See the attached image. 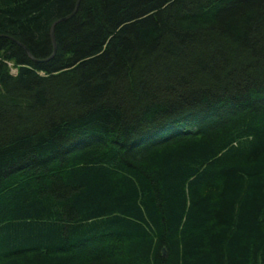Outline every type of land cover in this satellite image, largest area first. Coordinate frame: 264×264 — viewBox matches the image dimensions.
Listing matches in <instances>:
<instances>
[{"label": "trees", "instance_id": "trees-1", "mask_svg": "<svg viewBox=\"0 0 264 264\" xmlns=\"http://www.w3.org/2000/svg\"><path fill=\"white\" fill-rule=\"evenodd\" d=\"M76 1L0 0V264H264V0Z\"/></svg>", "mask_w": 264, "mask_h": 264}, {"label": "water", "instance_id": "water-1", "mask_svg": "<svg viewBox=\"0 0 264 264\" xmlns=\"http://www.w3.org/2000/svg\"><path fill=\"white\" fill-rule=\"evenodd\" d=\"M79 1H80V0H77V1H76L73 10H72L68 15H66L65 17H62L61 19H58V20L54 21V22L52 23V25L50 26V38H51L52 45H53V53H54V51H55V49H56V44H55V39H54V25H55L58 21L63 20V19H67V18H69L70 16H72V15L75 13L76 9H77V6H78ZM23 48H25V50L27 51V53L29 54V56L32 58V56H31L29 50H28L25 46H23Z\"/></svg>", "mask_w": 264, "mask_h": 264}, {"label": "rangeland", "instance_id": "rangeland-1", "mask_svg": "<svg viewBox=\"0 0 264 264\" xmlns=\"http://www.w3.org/2000/svg\"><path fill=\"white\" fill-rule=\"evenodd\" d=\"M13 69V68H12ZM15 72V69L13 70V73Z\"/></svg>", "mask_w": 264, "mask_h": 264}]
</instances>
